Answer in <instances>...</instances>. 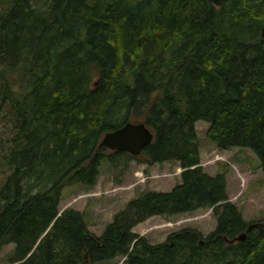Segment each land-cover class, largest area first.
<instances>
[{"label": "trees", "instance_id": "obj_1", "mask_svg": "<svg viewBox=\"0 0 264 264\" xmlns=\"http://www.w3.org/2000/svg\"><path fill=\"white\" fill-rule=\"evenodd\" d=\"M263 26L264 0H0V124L9 128L0 248L15 244L7 262L264 264V228L248 229L264 219L244 217L226 170L204 168L195 125L209 121L220 149L251 148L264 171ZM143 117L155 136L142 156L97 150L106 131ZM105 158L178 161L180 181L139 190L96 234L61 200L69 184L94 186ZM204 207L217 219L207 234L184 226L152 243L134 230Z\"/></svg>", "mask_w": 264, "mask_h": 264}, {"label": "rangeland", "instance_id": "obj_2", "mask_svg": "<svg viewBox=\"0 0 264 264\" xmlns=\"http://www.w3.org/2000/svg\"><path fill=\"white\" fill-rule=\"evenodd\" d=\"M195 125L201 145V163L209 164V167L204 166V168L208 172L219 171L216 167L226 170L230 197L239 206L244 217L248 220L264 219V171L261 168L258 155L249 147L239 146L229 148L231 154L230 152L220 153L224 150L220 149L207 136L210 122L199 119L195 122ZM8 129L5 123L0 124L1 150ZM170 162L172 165H166L163 162L149 165L131 159L123 167L121 166L123 161L119 162L121 165L115 166L105 158L94 186H88L80 182L65 186L61 208L71 206L82 210L89 229L96 234H101L114 213L124 206L130 198L134 197L138 190L150 188L151 181L166 179V183L161 188H168L167 186L171 181L167 179L176 173L173 166L178 161ZM231 175L235 177V180ZM139 180L143 182H137ZM134 182V187L129 188L128 185ZM118 185L125 186L118 187ZM133 190L135 191L133 192ZM216 222L217 219L212 208L204 207L173 215L157 214L141 221L135 225L136 227L134 226V229L146 235L152 243H158L164 241L170 232L184 226L197 227L203 234H207L215 227ZM14 245L13 242H8L0 248V264H9L7 256L13 250ZM123 261V256H117L93 264H122Z\"/></svg>", "mask_w": 264, "mask_h": 264}, {"label": "water", "instance_id": "obj_3", "mask_svg": "<svg viewBox=\"0 0 264 264\" xmlns=\"http://www.w3.org/2000/svg\"><path fill=\"white\" fill-rule=\"evenodd\" d=\"M215 5L220 6L224 0H211ZM261 37L264 39V26L261 30ZM161 112L164 108L161 107ZM155 133L143 118H132L125 121L121 126L106 131L101 137L98 148L107 147L112 150H126L132 155H143V148L151 143ZM60 214V213H59ZM255 226L264 228V221H254L248 226L251 229ZM247 235L246 231L241 232L230 241L243 240ZM30 254V253H29ZM28 254V255H29Z\"/></svg>", "mask_w": 264, "mask_h": 264}, {"label": "crops", "instance_id": "obj_4", "mask_svg": "<svg viewBox=\"0 0 264 264\" xmlns=\"http://www.w3.org/2000/svg\"><path fill=\"white\" fill-rule=\"evenodd\" d=\"M224 151H222V152H220V153H225V152H230V154H231V150L230 149H223ZM222 160H224V159H222ZM163 164H166V165H172L171 164V162L170 161H164L163 162ZM204 166H206V167H209L208 165L209 164H206V163H202ZM212 164V163H211ZM214 164V163H213ZM223 163L221 162V165H222ZM174 167V171H176V173L173 175H171L172 177H169V179H167V180H170L171 182L169 183V185L167 186L168 188H165V189H163V188H161L162 187V185H164L165 183H166V179H163V180H159V179H156V180H154V181H151V189H156V190H168V189H171L177 182H179L180 181V172H181V170H182V166L180 165V163L178 162L177 164H175V166H173ZM216 167V166H215ZM217 169H219V170H222V168L220 167H216ZM177 169V170H176ZM218 172V171H217ZM209 173H211V174H215L216 172L214 171V172H209ZM228 173V172H227ZM232 176V175H231ZM166 178H168V177H166ZM232 178H233V180H235V177L234 176H232ZM141 180H139V181H137V182H140ZM141 182H143V181H141ZM236 182V181H235ZM134 184H135V182L134 183H130L128 186H129V188H131V187H134ZM121 186H125V185H118V187H121ZM125 188H127V187H125ZM128 189V188H127ZM135 190H133V192H134ZM139 191V190H138ZM137 191V192H138ZM157 215V214H156ZM153 216H155V215H153ZM153 216H150L149 218H151V217H153ZM136 227V226H135ZM134 227V228H135ZM135 231H136V229H134ZM138 232V231H137Z\"/></svg>", "mask_w": 264, "mask_h": 264}]
</instances>
